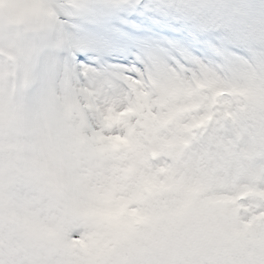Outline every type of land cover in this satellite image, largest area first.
<instances>
[{"label": "snow or ice", "instance_id": "1", "mask_svg": "<svg viewBox=\"0 0 264 264\" xmlns=\"http://www.w3.org/2000/svg\"><path fill=\"white\" fill-rule=\"evenodd\" d=\"M0 264H264V0H0Z\"/></svg>", "mask_w": 264, "mask_h": 264}, {"label": "rangeland", "instance_id": "2", "mask_svg": "<svg viewBox=\"0 0 264 264\" xmlns=\"http://www.w3.org/2000/svg\"><path fill=\"white\" fill-rule=\"evenodd\" d=\"M95 1V0H94ZM159 3H164L165 0H158Z\"/></svg>", "mask_w": 264, "mask_h": 264}]
</instances>
